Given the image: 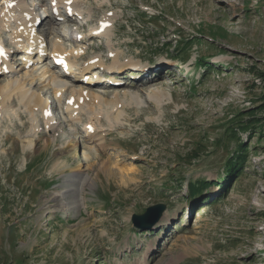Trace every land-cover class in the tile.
Instances as JSON below:
<instances>
[{"label": "rangeland", "instance_id": "obj_1", "mask_svg": "<svg viewBox=\"0 0 264 264\" xmlns=\"http://www.w3.org/2000/svg\"><path fill=\"white\" fill-rule=\"evenodd\" d=\"M51 2L23 5L45 24L39 29L45 57L34 53L26 66L22 50L9 53L13 68H0L1 84L29 82L44 68L62 74L51 57L57 39L69 52L85 44L87 59L111 64L114 52L123 63L140 61L141 69L118 70L117 84L93 77L100 69L108 78L111 68L97 65L81 75L86 57L72 58L73 75H58L67 85L61 102L53 84L26 83L50 100V125L38 112L34 127L25 106L11 98L0 116V264H264V0H81L94 27L111 14L112 32L99 39L77 15L62 22L53 10L48 15ZM77 32L80 41L73 40ZM10 39L0 29L1 43ZM27 72L32 76L22 78ZM73 87L103 100L138 95L144 103L112 108L123 111L112 131H104L102 118L92 132L109 134L99 151L83 127L89 114L74 121L66 111ZM155 90L165 95L160 103L147 99ZM239 120L251 129L242 132ZM28 139L35 142L30 150ZM237 139L249 145L247 163L226 190L214 183ZM127 166L135 169L129 176L112 172ZM81 172L93 186H83L85 204L75 208L61 191ZM200 180L209 186L185 200ZM159 203L165 208L151 228L133 225L134 214Z\"/></svg>", "mask_w": 264, "mask_h": 264}, {"label": "bare ground", "instance_id": "obj_2", "mask_svg": "<svg viewBox=\"0 0 264 264\" xmlns=\"http://www.w3.org/2000/svg\"><path fill=\"white\" fill-rule=\"evenodd\" d=\"M12 1H15L14 5H12ZM52 3L55 6H52L53 14L51 15H57L61 21L71 18L73 17V15H77V17H79L87 12L86 9L82 7L81 0H52ZM24 4L25 0H4L3 3L0 4V29L8 31V33H10L11 39L9 40L8 52L14 49V47L18 48V50H22L23 56L25 58V61L23 60V65H27L31 60H33L32 54L34 53L36 54L38 52L39 54L37 58H39L40 60L43 59V57L41 56V52H44L46 50L45 38L43 37V35L39 34V29L45 24H42V20L35 15V12H33L31 8H29L27 5L23 6ZM56 12H59V14H57ZM104 21L110 22L111 25L105 28H102L100 26L91 27V32L93 31V33L91 34H97L99 36L109 35V33L112 32L111 29L113 26V20L110 16L104 15L100 20V24ZM73 40L80 41L75 38ZM77 43L78 45L76 46L75 50L70 52H68V50L64 48L63 43L60 39H57L52 43L51 52L53 56L56 58L58 57V60L59 58H65L66 60H68V62L66 63V72H69L71 75H73L72 71L73 73L75 72V70L73 69L75 67V61L72 58H76L83 53L82 46H80L79 42ZM3 45L4 44L0 43V47H3ZM111 56L113 59V63H111L109 66H106L103 63V59L99 56L88 57V59L86 60V64L82 68L81 75L83 72L87 71V69H90L91 67H95L97 65H102L105 68H111V71L117 69L119 71H123L127 69L129 65L133 67L140 66V61L131 60L130 62L123 63L120 61L118 54L113 53ZM3 66H6V68L8 67L10 70L13 68L12 63L7 61V56H1L0 54V68ZM28 72L23 74V76L21 77H28L27 74L31 75ZM58 72L59 71H52L49 68H44L38 76H33L29 82L27 80H21L19 78L15 80L10 79L2 84L0 83V116L4 111L10 109L8 108V104L11 101V98L13 96H17L16 98H18L20 103H22L23 106H25L26 110L31 114L34 127L36 126L35 123H37V114L35 113L38 112L42 114L46 124L50 125V123L54 120V118H52V114L50 113V100L36 90L30 91V88L26 87V83H29L30 85L28 86H31L34 84L35 80L39 79L42 81H47L48 84H53L54 95L58 99V101L61 102L64 96V90L67 85L61 79H59ZM69 94V99H75L74 103L72 104L69 101L68 103H66V111L70 115L71 119H74L75 121V119H79V115L77 114H81L83 112L88 113L90 118L88 122L83 124V127H85L84 129L87 131L93 129V132H95V130L99 127L98 123L102 121L103 117H105L108 125V127L106 125V129H104V131H112L113 128H116L121 123V116L123 115V111L114 110L116 112L113 113V110H111L112 108L116 107V109H118L119 107L127 106L140 108L144 103L143 99L138 95H129L128 93H124V97L122 98L118 94H115V97L113 99L103 100L100 94L85 91L83 88L76 89L75 87H73L70 90ZM163 96H165L163 92H161L160 90H155L152 93L151 97L147 99L149 100L152 98L153 100L160 103L162 102ZM104 131H102L101 134L91 133L92 137L95 139L94 142H96V147L99 151L106 148L107 146L106 144H104V139L106 140V135L109 134L105 135ZM34 144V139H28L26 149H32ZM107 163L111 162L106 161L102 162L101 164H104L105 166V164L107 165ZM102 168L103 166H100V170ZM133 170L135 172V169L133 167L132 169H129V166H127L126 168H119V170L115 169V167L112 168L113 173H115V171L120 172L121 174H124V176H129V171L132 172ZM121 177L124 178L123 176ZM67 183L68 184L65 185V188L61 191V195L65 193L68 194L69 202L75 208L81 207L85 203L84 198H79V193L83 189L84 185H92V179L90 178L88 173L81 172L69 177L67 179Z\"/></svg>", "mask_w": 264, "mask_h": 264}, {"label": "trees", "instance_id": "obj_3", "mask_svg": "<svg viewBox=\"0 0 264 264\" xmlns=\"http://www.w3.org/2000/svg\"><path fill=\"white\" fill-rule=\"evenodd\" d=\"M203 60V59H202ZM264 100V99H263ZM261 108H264V101L262 105L260 106ZM259 108V107H258ZM264 110V109H263ZM252 111V110H251ZM244 114V113H243ZM252 121L256 122L258 119H256V116L254 114H251ZM250 121H243L239 120L238 123L241 125V130L242 132L248 131L251 129L249 125ZM252 123V122H251ZM257 123H262V121H259ZM254 125V124H252ZM255 128V127H254ZM231 134L234 136H238V131L236 129H233L231 131ZM260 136L262 132H259ZM254 137L256 135H253ZM238 144H237V149L235 152H232L233 154L229 157L227 160L225 167H224V176L222 178H219L214 184H217L221 188L224 189H229V186L232 184L233 180L235 181L239 177V173L245 172V163H247V155L249 153V145H246L241 139H237ZM208 181L200 180L198 183H193L190 185V191H189V196H185V200H194L196 199L197 196L201 195L203 191L209 186ZM214 203V202H213Z\"/></svg>", "mask_w": 264, "mask_h": 264}, {"label": "water", "instance_id": "obj_4", "mask_svg": "<svg viewBox=\"0 0 264 264\" xmlns=\"http://www.w3.org/2000/svg\"><path fill=\"white\" fill-rule=\"evenodd\" d=\"M165 206L161 203L150 206L142 214H134L132 221L135 227L140 230L151 228L162 216Z\"/></svg>", "mask_w": 264, "mask_h": 264}]
</instances>
